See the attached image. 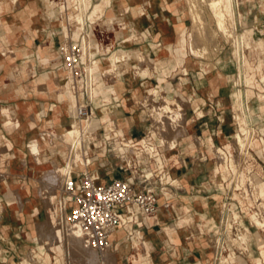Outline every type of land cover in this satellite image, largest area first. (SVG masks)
<instances>
[{
	"label": "crops",
	"instance_id": "1",
	"mask_svg": "<svg viewBox=\"0 0 264 264\" xmlns=\"http://www.w3.org/2000/svg\"><path fill=\"white\" fill-rule=\"evenodd\" d=\"M92 1L95 3L99 0ZM18 2L16 4L15 0H0V236L7 240L10 239L11 231L22 223L26 218L25 214H27V225L23 229L26 233L23 246L28 247L30 240L39 242L37 223L46 219L37 218L40 211V202H36V198L41 195V192L35 184V179L39 177L38 172L45 167L47 161H51L52 165H54V161L58 164L61 161L56 153L48 149V140L43 138L41 132L44 130L50 131L49 129L53 130L61 126V121L53 117L57 113V101L61 94L58 90L62 89L65 83L55 85L52 79L53 76L47 77L49 74L47 70L38 73L35 69V59L25 57L29 50L26 45L36 47L40 68H43V66L48 68L50 64L47 61L52 64L56 60L58 61L60 57L58 54L59 46L64 44V40H60L57 46L54 37V34H61L59 31L61 21L57 20L61 18V10L58 15L49 12V6H56L59 4L58 1L18 0ZM33 2L38 5H34ZM177 2L179 0H108L106 11L100 18L101 21L98 19L97 23L94 22L96 26L89 33L97 41V53L108 51V57L111 58L116 49L123 48L134 54V63H127L131 66L118 68L117 73L105 76L102 70L100 72L96 68V71H94L99 81L98 86L94 87V100L98 99V106L102 113L109 114L108 120L104 118L95 124L105 123L108 127L114 129L117 135L125 137L126 134L130 137L122 142L117 139L114 149L123 153L119 146H127L128 144L141 149L142 153L140 155H132L133 161L135 155L148 157L155 162L156 167L161 168L163 157L170 174L166 176V180L168 182L173 181V185L162 187L165 194L161 193L158 208L154 214L141 217L140 221L142 223L139 225L134 223L131 216H128L129 220L125 227L118 226L113 232L110 242L117 257V264H123V259L129 256L133 264H215L216 261L214 252L208 247L210 240L201 237L202 235L199 237L194 236V231L203 234L206 232L205 228L207 226L219 221L224 216V213L221 212V207H223L221 195L200 184L201 181H205L210 172L209 166L203 161L206 160V157H200L203 151L197 148L195 154H188V164L183 169H178L179 167L175 166L179 161L173 162V159L167 158V154L172 158H176L177 155L173 151L166 153L167 150H173L178 145L201 147L209 142L218 159L215 147H222L216 146L214 141L221 143V140L227 138L226 135L221 134L226 127L219 120L220 116L214 122L207 121L201 110V108H205L204 105L208 102L213 104L211 102L217 98L221 84L212 77H197L188 73L186 57L189 47L187 52L184 51L185 45L188 44L184 43L187 31H180L178 25L173 22L175 17L182 14L181 5L179 3L175 4ZM262 8L264 12V2ZM70 23L72 22L66 24L69 40L72 37ZM73 25L75 27L73 35H78L79 38L81 27L74 23ZM99 26L106 27L102 29ZM253 28L255 31L260 29L258 26ZM95 30L98 35L102 34L103 37L109 39L107 40L108 44L99 42ZM44 37L47 38L45 46L36 43V40H41ZM252 44L253 46L245 54V80L239 82L245 83L247 86L246 92H243L240 88L243 108L244 98L249 97L254 92V87L264 89V85L256 78V73L259 72L261 80L264 82V49H257L254 47V42ZM48 47L50 51L58 48L56 56L48 58L46 54ZM3 49H7V53H3ZM9 51L13 52V55ZM136 51H144L147 55L148 62H144L143 66L145 63H150L149 59L152 61L157 59V64L160 67L173 65L175 54L177 63L181 65L184 73L176 75L149 73L150 71L146 67L147 74L139 73L137 66L141 64V61L135 55ZM250 52L253 53L252 57L249 56ZM20 58L22 59L19 60ZM103 62L106 63L108 69L110 64L105 59ZM193 64L197 66L199 60L194 59ZM132 69H135L139 74L126 73ZM174 83H182V88H189L190 86L194 91L188 89L172 98L175 96V91L170 89V86L174 87ZM47 84H49V87H45ZM165 88L167 89V96L160 103L158 99ZM30 90L38 91L49 99L56 101V103L47 102L42 106L37 100L26 98L30 96ZM238 91L239 89L232 95L236 114H238L236 101ZM188 94H191V96L189 97ZM195 95L197 97H193ZM213 95L214 99H211L210 96ZM187 96L192 100L191 102L188 101ZM257 100L260 107L264 109L263 91L258 93ZM6 101L8 104L3 106ZM180 101L187 104L182 109L180 108ZM153 103H158L155 104L154 110ZM189 104L192 105L189 112L193 114V118L190 120L187 113ZM158 106H161L160 109H157ZM211 106L215 114L222 112L220 108L217 109L216 105ZM251 108L252 105L249 104L248 109ZM104 109L109 112L106 113ZM146 109H149L150 113L149 123L143 117V115H147ZM49 111L55 113L53 117H45ZM245 114L249 123L250 116L246 111ZM10 115H12V118ZM113 115L116 116V119L112 118ZM65 119L66 126L70 127L71 117L68 115ZM237 120L240 131L242 126L239 119ZM119 129L123 133H120ZM179 129L184 133L179 136L178 141H175L172 136ZM156 132L161 137H154L153 135ZM257 135L258 138L249 141V144L254 143L259 146L260 151L264 154V136L259 132ZM131 138L134 140L143 139L137 143ZM150 139L152 143L161 147H156L155 150V146L149 143ZM34 140L38 141L40 148L39 161L35 159L30 151L29 145ZM84 142L85 140L83 146ZM139 144L141 146H138ZM234 145L232 142L226 144L228 148L226 151L229 155L228 167L226 166V168L225 164L218 159L219 166L214 169L213 176H217L220 169H222L224 175L230 169L237 170V167L231 165L232 157L235 154L238 155V153L231 151ZM163 146L164 149H162ZM3 147L4 149H1ZM88 147L91 149V146ZM234 149L237 151V148ZM85 151L89 154L87 150ZM100 153L103 152L100 151ZM126 160L128 161L127 158ZM133 161L132 163L128 162L133 164ZM25 165L26 167H24ZM82 168L83 166L76 167L78 173L75 175L79 176L82 172H79V170ZM86 168L88 167L86 166ZM89 170L98 175L102 174L99 169ZM25 172L26 176L24 175ZM109 173L112 174L111 178L122 176L113 171ZM250 175L254 178L257 186L256 191L260 199L264 201V180L259 178V173L255 172L251 165L247 166L242 173L243 179L248 182ZM102 176L104 177V174ZM16 191L21 195V203ZM251 192L253 193L252 189ZM247 200L249 201L248 198ZM43 202L47 215V210L50 211L51 208L46 206L45 199H43ZM247 205L246 209L253 225L255 223L253 217L255 216L259 220H264V210H262L261 205L258 203L255 205L251 202ZM255 207L260 209L262 213L255 211ZM7 209L15 215V218L10 222L3 217V214L7 213ZM231 217L234 227L240 228L241 221L235 222L239 216L235 213L228 218L227 222ZM242 233L243 235L237 232L234 235L230 234L235 243H238L240 239L246 240V243H248L246 251L250 255L249 242L247 241L250 235L247 231ZM237 235L243 238H238ZM223 246L228 249L226 242ZM36 255L34 254L35 257ZM236 258V252L228 250L227 254L221 256L220 262H216L231 264L232 262L236 263ZM36 262H38V259ZM30 264L33 263L30 262Z\"/></svg>",
	"mask_w": 264,
	"mask_h": 264
},
{
	"label": "rangeland",
	"instance_id": "2",
	"mask_svg": "<svg viewBox=\"0 0 264 264\" xmlns=\"http://www.w3.org/2000/svg\"><path fill=\"white\" fill-rule=\"evenodd\" d=\"M81 2H82V0H81ZM90 2L91 3L88 7H87V5L84 6V8L86 7L85 8L86 10H87V8L90 7L87 12L84 8L81 9V12L77 11L80 13L81 16L84 15V17H82V18H84L83 23H81L82 25L81 24L78 25L77 23H74L75 22L74 21L75 16L72 15L71 12H74L75 9H72V11L71 10L66 11V8L63 7V9H64L63 18L57 19L58 21H61L60 28H59V31L61 32V34H59V35L54 34L55 42H56L57 46L59 45L60 40H62V41L65 40V42L67 41L68 31L66 29V24L69 22H72V23H70V31L72 33V37L75 40L78 38V35L77 36L73 35L74 30H75L73 23L75 25L82 27V28L86 27L88 24V29L86 31L87 34L85 35L86 41L88 40L89 33L92 31V28L94 26H96V23H97V22L96 23L91 22V19H89V17H88V15L90 14L89 12H91V10H92V6L96 3V2L94 3V1H92V0ZM192 2H194V4H198V6L196 5V7L199 8V10H200L199 12H201L200 14H201V16H203V20H201V21H205V23H202V25H201V21H200L201 18L197 17L196 19H193V14L195 13V11H193V8L195 5L192 4L193 8L190 7ZM236 2L238 4L236 5L237 15H236L235 33L238 37H240V40H241L240 45L241 46L243 45V42L241 39L242 33H245L244 34L245 37H247V39L251 42V44H252V42H256V40H258V39L264 40V29H261V28H264V12L262 10L263 9L262 3L264 2V0H237ZM178 3L181 5L182 14H180L179 17H175L174 18L175 20H173V22H175L178 25V28L180 31H187L184 43L186 44L189 42V35L188 34H189V31H192L193 29H194L193 34L196 33L195 38L198 39L200 37L199 40L203 42V43L201 42L197 46L198 48L199 47L201 48V45L203 44L202 45L203 51L202 50L200 51V49H198V51L202 52V53L204 52V53L199 54V52H198L197 54L199 56H197V54H195L196 52H194V51L190 52L192 50L191 46H190V42L185 45L184 51L187 52V49L189 47V52H190V53L187 52V57H186L188 73H191L197 77H202V76L212 77L213 79H217L219 81V83L221 84L217 98L214 99V95L210 96L211 99L215 100V101L211 102L213 104H210L208 102V104L204 105L205 108L203 107V109L201 108V110L203 111V115H205L204 117L207 119V121L214 122V121H216L217 117L220 116L219 120L224 124V127H226L223 130V133L221 132V134L226 135L227 138L224 140H221V143H217L216 141H214V144L216 146L222 147V148L215 147L216 154H217V151L219 150L224 154V156H226L223 150H225V152H227L226 151V150H228V148L226 147L227 143L232 142L233 144H235L234 134L237 133L239 131V128H240L239 122L235 117L236 110H235V105L233 102L232 95L240 88L242 89L243 92H246V88H247L245 83H238V82L236 83V80H238V78H237L238 69H237L235 59L233 58V51L236 50V48L239 46V44L237 43L238 41L235 40L234 36H232V35L229 36L230 35L229 33L226 35L222 34L221 31L219 29H217L215 18L213 17L210 6H209L208 2L206 3V0H179V2H177L175 4H178ZM33 4L36 6L38 5L36 2H33ZM60 6H61L60 3L57 4L56 6H54V5L49 6V8H50L49 12H54L55 14L58 15L59 11H60ZM196 7L194 9H196ZM238 10H240L242 12L241 17L238 16ZM99 21H101V19ZM193 21H194V23H193ZM90 22L92 24H89ZM206 24H207L208 29L207 28L205 29L203 27V25L206 26ZM193 25H194V27H193ZM255 26H258L260 29H256V31H255L253 28ZM99 27L104 29L106 26H103V27L99 26ZM192 27H193V29H192ZM203 29H204V31L206 30L207 33H210V35L213 37L212 38L213 40L209 39V37H206L207 33L203 32ZM229 31L230 32L232 31L231 28ZM250 33H252V34L250 35ZM95 35L101 44H108L107 40H109V39L106 37H103L102 34L98 35L96 33V30H95ZM63 36H64V38H63ZM89 40L92 42L93 40H95V38L90 34ZM46 41H47V38L44 37L41 40H36V43L45 46ZM244 43H246V40ZM26 46L29 47V50H28V53L25 57H31V58L35 59V62H36L35 69L37 70L38 73H40L44 70H47L49 72L47 77L49 78V77L53 76L52 72H54L57 68L62 67L61 58L59 57L58 61L56 60L55 62H53V64H51L50 61H47V63L50 64V66L48 68L46 66H43V68H40V61H39V57H38L36 47L34 45H31V46L26 45ZM57 49L50 51L49 47H48L46 50V52H47L46 54L48 55V58L56 56ZM257 49H264V47L263 48H257ZM9 53L11 55H13V52L9 51ZM54 53H55V55H54ZM50 54H51V56H50ZM108 54L109 53L107 51L106 53H97V55L91 56V57H94V59H96V61H95L96 68L99 69V71L102 70V72H104L103 74L105 76L109 75L108 69H110V67L107 69L106 63L103 62L105 59L108 62V64H110V62L108 60ZM249 56L252 57L253 53L250 52ZM174 57H175V60H174L173 65H170V66L165 65L164 67H160L157 64V61H158L157 59L154 61L149 59L150 63H145L144 66L142 65L143 63H141L142 66L141 65L137 66V71L139 73H142V74H147L148 71L146 68H148L150 71L149 73L157 72V73H168L171 75L172 74L173 75L183 74L184 71L182 70L181 65H179L177 63V58H176L175 54H174ZM21 59L22 58H20L19 60H21ZM102 59H103V61H101ZM194 59L199 60V64L197 66H195L193 64ZM127 63H134L133 56L125 58V60L122 61V63H121L122 67H120V68L131 66L130 64L128 65ZM103 68H105V69L103 70ZM137 71L135 69H132L130 71H127L126 73H138ZM62 78L67 79V75H66L65 71H64V74L62 72ZM256 78L259 79L261 84L264 85V82L261 80V75L259 72L256 73ZM67 82L68 81L65 82L62 89L58 90L59 93L69 95V91L71 89H70V87H68L69 83L67 84ZM170 89L175 91V96L172 98H175L176 96L180 95L183 91H187L188 89H191L192 91H194L190 86H189V88H187V87L182 88V83H174V87L170 86ZM253 89H254V92L249 97L244 98V110L250 116L249 125H250L252 130H251V134L247 138L248 144L245 146L246 149L244 148V149H242V151L240 150L241 153L239 154L237 170L230 169L224 175L222 169H220V171L217 173V176H213V171L217 166H219V161H218L214 151L211 149V145L209 144V142H207L206 145H203L201 147H194V146H188V145H178L173 150H167L166 151V153H168L169 151H173L174 154L177 155L176 158H172L167 154V158L173 159V162L179 161V163H177V165L175 167H179L178 169H183L188 164V161H187L188 154H195L196 153L195 150L197 148H200V150L203 151V152H201L202 155L200 157H202V158L206 157V160H203V161H205L210 168V172H209L207 178L205 179V181H201L202 183L200 182V184L210 188L212 190V192L218 193L221 195H222V193H221V190L219 189L220 187H223L224 190H227L228 188H231L232 190L238 189V190H234L235 193L233 194V196L236 199L233 200L232 202L240 203V205L244 211V212L241 211V217L244 219V223L246 225L248 224L247 219L250 217V215H249L248 211L245 209V206L247 204H249V202L257 205V203L259 201L256 199V197H254V194L252 192H250V194L248 196L245 195L246 198H244V196L243 197L241 196L242 191H245L246 189L250 190V184L246 179H243L242 173L246 169L247 166L251 165L253 170L255 172L259 173V178L264 180V154H263V152L260 151L259 146L255 145L254 143L249 144L250 140H254L255 138H258V135H257L258 132H259V134L264 136V109H262L260 107L259 102L257 100L258 93L261 91L264 92V89L262 90V89H259L257 87H254ZM70 93H71V91H70ZM61 94H60L58 101H57V105H58L57 113L55 114V113H53V112L51 113V111H49L45 115V117H50V116L53 117L55 114V116L53 118L61 121V126H58L53 130L49 129L51 132H54V133H57V132L61 133V132H65L66 129H71V128L73 129L74 128L73 127V125H74L73 116L74 115L71 114V111L75 107V100L72 101V104H71L69 102V99H67V98L63 99ZM29 95L30 96L26 97V98L31 99V100H37L38 102L41 103L42 106L45 105L47 102H50L53 104L56 103V101L49 99L46 95H43L42 93H39L38 91H35V90H30ZM94 96H95V94L93 95V97ZM160 96L161 97L158 99V101L161 103L163 98L165 96H167V89L166 88L162 91ZM188 96L190 97L191 94H188ZM188 96H187V99H188V101L191 102L192 100H190L188 98ZM236 96H237L236 101L238 104V93ZM72 97L74 99L73 94H72ZM193 97H197V96L195 95ZM94 101H95L96 105L98 106V99L97 100L95 99ZM215 102H217V103H215ZM6 104H8L7 101L3 103V106H6ZM155 104H158V103L152 104L153 110H154ZM179 104L181 105V107H180L181 109L187 105L186 103H183L181 101ZM249 104L252 105L251 109H248ZM211 105H216L217 109L220 108V110L222 112H220V114L219 113L215 114ZM191 106L192 105L189 104L187 107V111H188L187 113L189 114L188 115L189 120L191 118H193V114L191 112H189V111H191L190 110ZM237 109L239 110V106ZM104 111L106 113L109 112L107 109L106 110L104 109ZM146 111H147V115L145 114V115H143V117H144V120L147 121V123H149L150 122L149 109H146ZM67 114L71 117V126L70 127H67L65 124L66 123L65 118L68 117ZM11 116L12 115H10V117ZM246 117H247V115H246ZM104 118L108 120L109 114L103 113L102 116L97 115V117H93V123H99ZM112 118L116 119V116L113 115ZM96 125H98V124H96ZM79 127L81 128V131L83 132V141H84L85 135H87L86 133L88 132V134H89L91 129H89L88 127L83 128V125H80ZM255 129L258 132L254 131ZM242 130H244L243 127L240 130L241 133H243ZM254 132H257V133L254 134ZM157 133L158 132H156V134H154L153 136L154 137L155 136L161 137L160 134H157ZM41 134H42V136H44L43 138H46L45 130L42 131ZM50 139L54 140L55 143L51 144V145L48 144V149H50V151L56 153L59 156V159L61 160L59 163V166H60L59 168L62 169L63 166H65L64 160H65L66 155H67V149H66L65 142H67L68 140L67 139H65L63 141L61 140V142H60V140H57V138L51 137ZM34 141H37V140H34ZM177 141H178V139H177ZM37 143H38V141H37ZM87 143H88V141H87ZM112 145L114 147V144H112ZM151 145L155 146V150H156V147H161V146L155 145L154 143ZM88 146H91V145L90 144L87 145L86 142H84V148L90 154L92 146H91V149H89ZM128 146H129V148H128ZM138 146H141V145H138ZM131 147H132V149H131ZM119 149L126 155L127 159L130 157V160L132 159L133 154L140 155V153H142L141 149H138L136 146H134L132 144H128L127 146L120 145ZM162 149H164V146L162 147ZM126 150L128 151V153ZM134 150H135V152H134ZM231 151L233 153H238L233 147L231 148ZM130 152H131V154H130ZM115 153L117 154L118 152L115 150ZM100 155H101V153H100ZM91 157H93L94 159L91 163H89L87 165V167L91 170L99 169L102 172L101 175L104 174L103 179H105V180L111 179L110 176L112 174L109 173L110 171L116 172L122 176L125 174L124 171L122 169H120L121 165L124 167L126 166L125 160H122V159L116 157L115 155L110 156V159H106L105 157H99L96 159V156L94 157L93 155H91ZM149 159L150 158H148V157H144L143 160L147 161ZM130 160L128 159L129 162H130ZM150 165H151L152 170L157 168L155 166L154 161H152L150 163ZM50 166H52V162L47 161L45 167L42 169H45V168L50 167ZM83 170L84 169L82 168V170H79V172L83 171ZM14 172H15V170H14ZM40 173H41V171L39 170L38 175H40ZM106 173H109V174H106ZM156 180H158V179L156 178ZM163 182H164L163 184L165 186H171L170 183H168V182L165 183L166 178L163 179ZM35 184L37 186H39L38 189H40L39 191L41 192L40 196L41 197L44 196L42 198L40 196H37V198H36V202H38V201L40 202V211H39V215L37 218L38 219H45L47 215H46V211H45L46 207H45V204L43 202V199H45V202H46V200H47L46 198H48V200H50V196H49V194H46V190L44 188L41 190L40 184L37 181ZM163 184H162V186H164ZM155 185L161 186L160 182H157ZM245 194H247V192H245ZM229 196H230V194H229ZM59 197H60V192H58V194L55 195L53 200L52 201L50 200V201L55 202V204L57 205ZM221 197L223 198V196H221ZM247 198L249 199V201L247 200ZM222 201L227 202L228 200L223 199ZM221 203H223V202H221ZM48 207L51 208L50 212L53 214L54 218H56L58 216L57 209H53V207L50 205ZM255 211L262 213V211L260 209H257V207H255ZM226 214H227V211L225 212L224 217L226 216ZM25 216H26V218L22 221V223L19 226L15 227L11 231V235H10L11 238L10 239L2 240L0 238V264H30V262H32L33 264H76L75 262L70 261V259L68 257V253H67V248H66L67 245L65 243V240H63V239L57 240V241H52L53 239L50 240V238H48L47 236H44L45 238L40 237L39 242L30 240L29 246L24 247L23 241L26 238V233L23 231V229L26 228V225H27V214H25ZM3 217L6 218V221L10 222V221H12L13 218H15V215L12 214L11 210L7 209V213L5 215L3 214ZM253 218L255 219V223H254V225L249 227V230L251 232L250 235L252 237V241L249 244L250 255L249 256L245 255L246 253L244 250H246V246L248 244V243H246V240L240 239V241L238 243L234 244L235 247L233 245H231L232 242H229V246L232 250H233V248L238 247V250H236V251H237L239 256H237L236 263H234V264H237V263L246 264V262H248V261H250V262H248V264L249 263L250 264H264V228L258 224L259 221L264 222V220H259L256 216ZM213 233H214V231L212 232L211 236H213ZM240 235H243V233H240ZM38 238H39V236H38ZM209 240H211V238H209ZM212 240H216V239H212ZM224 249H225V247H224ZM240 251H242L245 254H241ZM29 253H32V254L30 255ZM34 254L35 255L37 254L36 257L34 256ZM49 256L51 257V261H50ZM224 257H225V255L223 256V258ZM35 259L36 260L38 259V262H34V261H36ZM217 262L215 261V264H219ZM122 263L123 264H133L130 256L123 259Z\"/></svg>",
	"mask_w": 264,
	"mask_h": 264
},
{
	"label": "built area",
	"instance_id": "3",
	"mask_svg": "<svg viewBox=\"0 0 264 264\" xmlns=\"http://www.w3.org/2000/svg\"><path fill=\"white\" fill-rule=\"evenodd\" d=\"M57 1L66 8V11L72 9L81 11V9L84 8V4L81 0ZM89 24L92 23L90 22ZM87 29L88 24L86 27L81 28L79 38L75 40L71 37L66 45L59 46L60 48L58 51L64 66L69 71L71 89L78 98L76 115L78 118L84 120L97 117V115L102 116L103 114L99 106L96 105L91 97L92 89L93 87L98 86L99 81L97 80L95 72L91 71L84 59L82 38L87 34ZM91 127L92 128L85 139L86 144L92 146L90 154L94 157L96 156V159L99 157L110 159V156L115 155L116 157L125 160L126 166H120V169H122L125 174L123 176H115L109 180H103L101 173L100 175L94 176L90 170H85L81 172L79 181L68 177L64 183V191L66 195H70L74 199L75 204L67 214L66 218L69 222L80 229L82 235L89 243L102 249L108 244L112 232L118 226L125 227V217L131 216V218L134 219V223L139 225L142 223L140 221L141 217L154 214L157 211L159 199L163 192V179L166 178V175L170 174L164 163L163 157L162 167H157L156 169L151 170L150 163L152 161L150 159L145 161L143 160L144 157L135 155L133 164H130L126 160L124 153L118 152L116 154L112 144H115L117 139L121 142L129 139L126 134L125 137H122L119 134L117 135L115 130L108 127L105 123L98 125L93 123ZM142 139L143 138L134 140L131 138V140H134L137 143ZM149 143L153 144L151 139ZM100 151L103 152L101 155L99 153ZM163 174L165 175L163 176ZM156 178L158 180H156ZM157 182H160V188L155 185ZM167 182L168 181L166 180L165 183ZM219 189L222 193V195H220L223 196V198H221V202H223V207L220 206L221 212L225 214L227 211L226 216H223L219 221L206 228L204 227L206 232L203 234L194 231V236L199 237L202 235L201 237L205 239L219 238L222 243H227L228 249L225 248L224 251L221 246L216 248L212 243H208V247L215 254L214 259L218 262H220V258L223 254H226L228 250H232L229 246V242H232L231 245L233 246L235 243L226 226L228 218L235 213L239 216V218L236 219L237 221H235L236 223L241 221L240 228H235V232L237 233L247 231L250 235L251 232L249 227L253 225L250 217L247 219L248 224L246 225L244 223V219L241 217V211H244L240 203L232 202L236 199L233 196L235 193L234 190L238 189L232 190L231 188H228L227 190H224L223 187H220ZM245 192H247V194H245ZM250 192L251 189H246L241 192V196H244L245 198V195H249ZM223 199L228 201H222ZM167 205H169V203H167ZM247 206L248 205L245 206V209ZM198 227L200 226L198 225ZM213 231V236H211ZM0 238L5 240L2 236H0ZM247 241L250 244L252 241L251 235ZM236 250H238V247L233 248L232 251L236 252L237 257L239 255ZM244 251L246 254L242 251H240V253L249 256L248 252L246 250ZM248 262H246V264H248ZM231 264L234 263L232 262Z\"/></svg>",
	"mask_w": 264,
	"mask_h": 264
},
{
	"label": "bare ground",
	"instance_id": "4",
	"mask_svg": "<svg viewBox=\"0 0 264 264\" xmlns=\"http://www.w3.org/2000/svg\"><path fill=\"white\" fill-rule=\"evenodd\" d=\"M90 1L91 0H82V3L84 4V6L87 5V7H88L91 3ZM107 1L108 0H99L98 2H96L92 6V10H91V12H89L90 14L88 15L89 19H91V22L94 23L103 16V14L106 11V2ZM207 2L210 6L213 17L215 18L217 29H219L222 34L226 35L229 33L230 34L229 36H231V35L234 36L235 40L238 41L237 43L239 44V46L236 48V50L234 49L235 51H233V58L235 59L237 69H238V71H237L238 80H236V81L238 83L242 82L243 80H245L244 79L245 69H246L245 54H246V51L253 46V44H251V42L247 39V37H245V35H244L245 33H242L241 39H242L243 45L241 46L240 45L241 44L240 37H238L235 33L236 15H237L236 0H206V3ZM15 3L18 4L19 3L18 0H15ZM192 4H194V2L191 3L190 7H192ZM194 5H195L194 8L196 7V5L198 6V4H194ZM63 7H64L63 5L60 6L61 18H63V13H64ZM194 8H193V11H195V13L193 14V19H196L198 17V18H201L200 21L203 20V16H201V14H200L201 12H199L200 11L199 8H197V7H196V9H194ZM71 13H72V15L75 16L74 17V21H75L74 23H77L78 25L83 23L84 18H82V17H84V15L81 16L80 13L77 12L76 10H74V12H71ZM238 16L239 17L242 16V12L240 10H238ZM194 21H193V23H194ZM202 23H205V21H201V25H202ZM193 27H194V25H193ZM193 27H192V29H193ZM203 27L206 29L207 24H206V26L203 25ZM230 28L232 30L231 32L229 31ZM193 30L189 31V34H188L190 46L192 49L190 52L194 51V52H196L195 54H197L199 52L198 49H200V51L201 50L203 51V48H202L203 44L201 45L202 49L200 47L199 48L197 47L202 41L199 40L200 37L198 35L197 36L199 38L198 39L195 38L196 33L193 34ZM203 32L207 33L206 30L204 31V29H203ZM251 34L252 33H250V35ZM206 37H209V39L213 38L210 35V33H207ZM245 40H246V43H244ZM89 41H90L89 35H88L87 41H86L85 36L82 38V46L84 49V59L86 60L87 65L91 69V71L94 72L96 70V65H95L96 59H94V57H91V56H94L97 54L98 44H97L96 40H93L92 42L91 41L89 42ZM164 41H166V39H164ZM66 42L67 43L69 42L68 38H67ZM67 43H65V40H64L63 45H66ZM254 47L263 48L264 47V40L263 39L256 40V42H254ZM7 51H8L7 49H3V53H7ZM203 53L199 52V54H203ZM135 55H137L140 58V61H142L141 63L148 62L147 55L145 54L144 51H136ZM130 56H133V58H134L133 53H131V52H129L123 48L116 49L113 52V54L111 55V58L108 57V60L110 62V69H108L109 70L108 74L111 75V74L117 73V69L122 67L121 66L122 61L125 60V58L130 57ZM61 64H62L63 68L59 67L54 72H52L53 83L55 85H62L66 81H68L67 82V84L69 83L68 87H70V89H71L69 71L64 66L62 60H61ZM64 71L66 72L67 79L62 78V72L64 74ZM102 73H104V72H102ZM45 87H49V84L45 85ZM71 93L73 94L74 99H73ZM71 93L69 91V95L68 94H61V95H62L63 99H65V98L69 99V102L71 104H72V101L75 100V107L71 111V114L74 115L73 116V118H74L73 119V122H74L73 127L74 128L73 129L72 128L66 129L65 132H61V133H59V132L54 133V132L45 130V136H46L47 140L49 139L48 140L49 145L55 143L54 140L50 139L51 137L57 138V140H60V142H61V140L62 141L65 139L68 140L67 142H65L66 149H67V155H66V158L64 160L65 166L63 167V169H60L59 164L56 161H54L53 162L54 165L47 167L45 169H40L41 173H40L39 177H37V179H35L40 184L41 190L44 188L46 190V194H49L51 201L53 200L55 195L58 194V192H60V197H59L57 205L55 204V202H51L50 200H48V198H46L47 199L46 200V206L50 205L53 207V209H57L58 216L56 218H54L53 214L47 210L46 219L44 221H39L37 223V233H38L39 239H40V237L45 238L44 236H47L48 238H50V240L53 239L52 241H57V240H62V239L65 240V243L67 245L66 248H67L68 257H69L70 261H73L76 264H116L117 263V257H116L114 250L112 249V244L110 241L102 249H99V248L93 246L91 243H89L84 238L80 229L76 225L69 222L66 218L67 214L73 208L75 203H74V199L70 195H66V193L64 191V183L68 177H70L76 181H79L81 174L79 176L75 175L78 173L75 168L78 166L79 167L83 166V169H84L83 171L89 170L88 168H86V166L89 163H91L94 159L84 149L83 132L81 131V128L79 127L80 125H83V128L88 127L89 129H91V126L93 124V117L89 118L88 120L80 119L77 117L76 105L78 102V98L75 96L72 89H71ZM94 94L95 93H94V87H93L92 92H91V97L93 100L95 98V96L93 97ZM161 105H163V104H161ZM238 106H239V110L237 109L238 114H236L237 115L236 118L239 119L241 126L244 129V130H242L243 133H241L239 131L236 133V135L234 137L235 138L234 139L235 140L234 148H237L238 155H239L241 153L240 150L242 151V149H244L245 146L248 144L247 138L251 134V130H252L249 123L246 122L247 120H246V115H245V111L243 108V99H242L241 89H239V91H238ZM158 107L159 108H157V109H160L161 106H158ZM119 131H120V133H123V131L121 129H119ZM254 131H257V130L255 129ZM182 133H184V132L181 129L177 130L176 132L173 133V136H172L173 139L175 141H177V139L179 138V136ZM256 133L257 132H254V134H256ZM86 134L87 135H85V138H86V136H88V132ZM85 138H84V140H85ZM129 146H128V148H129ZM132 147H131V149H132ZM1 149H4V147ZM30 151H31L32 155L35 157V159L37 161H39L40 148H39L37 141H32V143L30 145ZM131 152H130V154H131ZM134 152H135V150H134ZM127 153H128V151H127ZM224 153L226 156H224V154L218 150L217 151L218 159H219V161H221L222 163L225 164V167L226 166L228 167L229 155L225 151H224ZM238 155L235 154V156H233L231 159V165L233 167L234 166L238 167ZM128 159L130 160V157ZM132 161H133V159L130 160V163H132ZM26 165L24 167H26ZM91 173L94 176L98 175L97 173H94L92 171H91ZM149 174H150V172H149ZM24 175L26 176V172ZM164 175L165 174H163V176ZM170 183H171V185H173V181H170ZM249 183H250V186L253 190L254 197H256V199L259 201L258 204L261 205V207L263 208L262 210H264V201H262V199L260 200V196H259L258 192L256 191V187H257L256 183L254 181V178L251 175L249 176ZM38 188H39V186H38ZM16 193H17L18 199L21 203L22 202L21 195L19 194L18 191H16ZM231 219H232V217H231ZM231 219H229L226 226H227L228 231L234 235V233H236V232H234L235 227H234V223ZM128 220H129V218L125 217L126 224L128 223ZM258 224L264 228V222L259 221ZM193 227H194V225H193ZM113 232H112V234H113ZM238 238H243V237L238 236ZM210 242L213 243V245H215L216 248L221 246L222 250L224 251V246H223L224 243H222L220 239L217 238L216 240H212V238H211ZM29 254L31 255L32 253H29ZM34 262H36V261H34Z\"/></svg>",
	"mask_w": 264,
	"mask_h": 264
}]
</instances>
